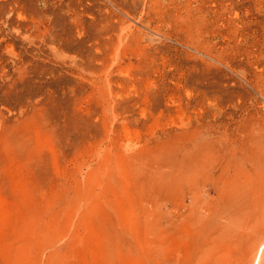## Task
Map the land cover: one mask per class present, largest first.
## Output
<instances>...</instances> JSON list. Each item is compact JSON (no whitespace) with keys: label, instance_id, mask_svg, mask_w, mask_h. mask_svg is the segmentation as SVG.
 Masks as SVG:
<instances>
[{"label":"rangeland","instance_id":"374dc122","mask_svg":"<svg viewBox=\"0 0 264 264\" xmlns=\"http://www.w3.org/2000/svg\"><path fill=\"white\" fill-rule=\"evenodd\" d=\"M262 243L264 0H0V264Z\"/></svg>","mask_w":264,"mask_h":264},{"label":"bare ground","instance_id":"6f19581e","mask_svg":"<svg viewBox=\"0 0 264 264\" xmlns=\"http://www.w3.org/2000/svg\"><path fill=\"white\" fill-rule=\"evenodd\" d=\"M260 244V243H259ZM259 246V245H258ZM258 248V252H256L257 254H258V256L256 257V255H254L257 259H254V261H255V264H259V261H260V258H261V256H262V253H264V243H262L259 247H257ZM257 250V249H256ZM255 253V254H256Z\"/></svg>","mask_w":264,"mask_h":264}]
</instances>
